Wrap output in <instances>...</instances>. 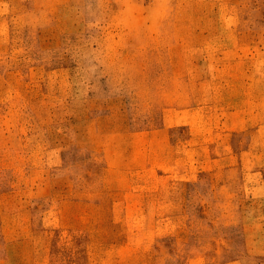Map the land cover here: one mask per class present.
Returning a JSON list of instances; mask_svg holds the SVG:
<instances>
[{
    "label": "rangeland",
    "instance_id": "obj_1",
    "mask_svg": "<svg viewBox=\"0 0 264 264\" xmlns=\"http://www.w3.org/2000/svg\"><path fill=\"white\" fill-rule=\"evenodd\" d=\"M0 264H264V0H0Z\"/></svg>",
    "mask_w": 264,
    "mask_h": 264
}]
</instances>
